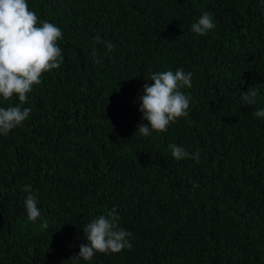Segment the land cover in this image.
<instances>
[{
	"label": "trees",
	"instance_id": "obj_1",
	"mask_svg": "<svg viewBox=\"0 0 264 264\" xmlns=\"http://www.w3.org/2000/svg\"><path fill=\"white\" fill-rule=\"evenodd\" d=\"M27 3L62 30L63 62L33 86L25 122L0 135V264H63L87 243L83 225L113 207L131 249L81 264H264V118L253 115L264 109V0ZM205 11L215 28L200 36L190 29ZM179 68L192 73L188 115L136 133L144 84ZM253 87L256 103L243 104ZM171 144L199 162L174 159Z\"/></svg>",
	"mask_w": 264,
	"mask_h": 264
},
{
	"label": "clouds",
	"instance_id": "obj_2",
	"mask_svg": "<svg viewBox=\"0 0 264 264\" xmlns=\"http://www.w3.org/2000/svg\"><path fill=\"white\" fill-rule=\"evenodd\" d=\"M215 28L214 17L208 11L203 12L198 20L191 25V31L205 36ZM62 30L48 21H41L38 15L29 9L27 0H0V98L7 101L13 96L18 97L19 104L7 108L0 107V135L21 126L30 116L31 109L22 107L27 102L28 94L34 85L41 83V77L46 72L59 69L63 62L62 49L57 41L62 39ZM108 52L113 50L110 41H101ZM93 56L96 49L93 48ZM97 64L100 61H95ZM143 87L139 97L142 119L147 123L137 126V131L143 137H149L153 132H165L171 123L188 115L190 96L182 89L192 87V73L183 68L173 71L153 73ZM257 90L250 88L241 93L243 104L256 103ZM255 117L264 118V109L253 113ZM135 133V134H136ZM171 155L176 160L192 159L199 162L200 152L189 153L184 147L169 145ZM27 193L24 206L27 218L35 222L41 217L37 207V195L30 186H25ZM120 217L113 207L106 215L94 217L83 225L84 239L87 243L79 245L78 255H73L63 264H81V261H91L95 254L119 253L130 250L132 234L119 229ZM46 227V221L44 223Z\"/></svg>",
	"mask_w": 264,
	"mask_h": 264
}]
</instances>
